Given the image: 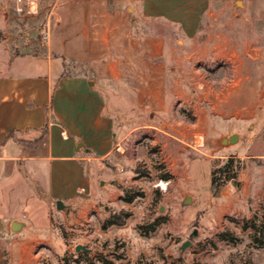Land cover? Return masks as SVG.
<instances>
[{"label": "rangeland", "instance_id": "obj_1", "mask_svg": "<svg viewBox=\"0 0 264 264\" xmlns=\"http://www.w3.org/2000/svg\"><path fill=\"white\" fill-rule=\"evenodd\" d=\"M200 16L190 37L162 20L130 25L163 38L161 92L111 86L123 96L110 98L114 133L94 192L52 207L37 264H264V11L240 2ZM48 31L44 16H12L3 35L41 52ZM233 133V144L214 142ZM228 157L229 178L213 192L211 170ZM112 215L123 222L106 224ZM192 227L201 235L179 254Z\"/></svg>", "mask_w": 264, "mask_h": 264}, {"label": "crops", "instance_id": "obj_2", "mask_svg": "<svg viewBox=\"0 0 264 264\" xmlns=\"http://www.w3.org/2000/svg\"><path fill=\"white\" fill-rule=\"evenodd\" d=\"M238 1L264 11V0H0V264H37L56 201L94 192L114 133L110 98L123 96L111 86L161 92L163 38L134 32L133 21L180 24L190 37L211 5ZM12 16L46 18L43 51L8 43ZM15 219L26 224L18 232Z\"/></svg>", "mask_w": 264, "mask_h": 264}, {"label": "water", "instance_id": "obj_3", "mask_svg": "<svg viewBox=\"0 0 264 264\" xmlns=\"http://www.w3.org/2000/svg\"><path fill=\"white\" fill-rule=\"evenodd\" d=\"M237 4H240V2L238 1ZM238 140V135L236 133H233L229 136H221L219 138H217L214 142L216 144L219 145H225V144H233ZM190 202V198L189 196H186L183 200V203L187 204ZM63 206L62 201L61 200H57L56 201V208L60 209ZM26 224L25 222L21 221V220H12L11 221V230L13 232H18L19 230L22 229V227H24ZM200 231L197 227H192L191 230L189 231L187 238L185 240H183L179 245H178V253L181 254L187 247H189L193 240H196L200 237ZM74 250L75 251H80L83 250L85 252H90L91 249L87 248L85 245L83 244H76L74 246Z\"/></svg>", "mask_w": 264, "mask_h": 264}, {"label": "trees", "instance_id": "obj_4", "mask_svg": "<svg viewBox=\"0 0 264 264\" xmlns=\"http://www.w3.org/2000/svg\"><path fill=\"white\" fill-rule=\"evenodd\" d=\"M14 55V53L12 54ZM235 158L233 157H228L224 163L218 167H214L211 170V179H210V183H211V189L213 192H215L218 187L220 185H222L223 183H225V181L229 178V171H230V167L233 165ZM236 176V171L234 170L232 172V176L231 177H235ZM133 194L132 195H128L126 196L124 199L127 202H130L133 198ZM117 215H112L110 218H108L106 220V224H121L123 222V219L120 218H116ZM151 225V224H150ZM251 226H253V229H255L254 234H256L257 231V227L254 224H251ZM153 227V225L151 226V228ZM223 235V234H222ZM256 237V236H254ZM3 264H7V259H4Z\"/></svg>", "mask_w": 264, "mask_h": 264}, {"label": "bare ground", "instance_id": "obj_5", "mask_svg": "<svg viewBox=\"0 0 264 264\" xmlns=\"http://www.w3.org/2000/svg\"><path fill=\"white\" fill-rule=\"evenodd\" d=\"M159 185H160L163 189H165L166 186H167V183H166L165 181H160V182H159Z\"/></svg>", "mask_w": 264, "mask_h": 264}]
</instances>
